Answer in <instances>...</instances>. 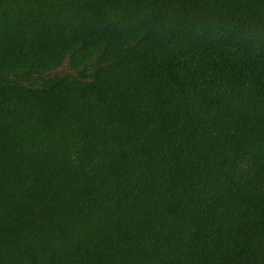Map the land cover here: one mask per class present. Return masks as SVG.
Here are the masks:
<instances>
[{
  "label": "trees",
  "instance_id": "16d2710c",
  "mask_svg": "<svg viewBox=\"0 0 264 264\" xmlns=\"http://www.w3.org/2000/svg\"><path fill=\"white\" fill-rule=\"evenodd\" d=\"M0 264H264V0H0Z\"/></svg>",
  "mask_w": 264,
  "mask_h": 264
}]
</instances>
